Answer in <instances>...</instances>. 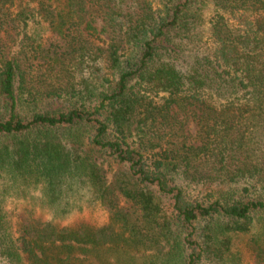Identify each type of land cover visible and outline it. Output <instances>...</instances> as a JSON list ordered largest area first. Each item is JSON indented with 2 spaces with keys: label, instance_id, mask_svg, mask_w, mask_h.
<instances>
[{
  "label": "trees",
  "instance_id": "obj_1",
  "mask_svg": "<svg viewBox=\"0 0 264 264\" xmlns=\"http://www.w3.org/2000/svg\"><path fill=\"white\" fill-rule=\"evenodd\" d=\"M94 206L106 223H66ZM245 257L264 264V0H0V264Z\"/></svg>",
  "mask_w": 264,
  "mask_h": 264
},
{
  "label": "rangeland",
  "instance_id": "obj_2",
  "mask_svg": "<svg viewBox=\"0 0 264 264\" xmlns=\"http://www.w3.org/2000/svg\"><path fill=\"white\" fill-rule=\"evenodd\" d=\"M201 32H203V31L201 30ZM188 49L189 48H187V49L185 48L184 49L185 53L183 54V56H185V59L183 58V62H184L185 66L188 65L187 60L188 61L190 60V55H191L187 51ZM191 62H192V60H191ZM50 106L52 108H63L64 103H62L61 101H58L57 103L50 104ZM194 131H195V128L192 126V133H194ZM108 177L111 178V173H109ZM81 220L86 221L89 224L100 225V224L106 223L108 219H107V214L104 211H102L97 206H94L88 210H84L83 213L72 215L70 218H68L66 220V223H75V222L81 221ZM238 246L240 247L241 244H238ZM240 249H241L242 253L245 254V249L243 248V246ZM242 264H250V262L245 257L242 261Z\"/></svg>",
  "mask_w": 264,
  "mask_h": 264
}]
</instances>
